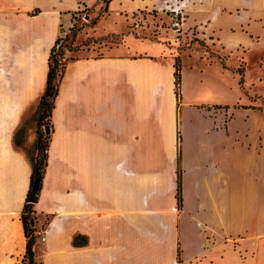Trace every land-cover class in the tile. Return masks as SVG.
<instances>
[{"label":"crops","instance_id":"crops-1","mask_svg":"<svg viewBox=\"0 0 264 264\" xmlns=\"http://www.w3.org/2000/svg\"><path fill=\"white\" fill-rule=\"evenodd\" d=\"M92 1L0 0V264L26 251L20 218L32 165L21 144L34 139L26 122L45 92L51 49ZM148 1L158 0H128V7ZM125 3L112 0L109 12L126 16ZM150 40L132 33L128 44L105 46L101 55L91 49L66 65L35 205L38 259L264 264V175L241 166L259 153L243 139L233 144L226 108L217 113L187 95L184 68L178 100L176 58Z\"/></svg>","mask_w":264,"mask_h":264},{"label":"rangeland","instance_id":"rangeland-1","mask_svg":"<svg viewBox=\"0 0 264 264\" xmlns=\"http://www.w3.org/2000/svg\"><path fill=\"white\" fill-rule=\"evenodd\" d=\"M180 2L148 1L132 10L126 0L121 8L122 14L128 11L126 16H121L116 7L108 15L99 16L101 0L90 2V7L81 6L73 15L74 31L62 37L65 55L76 59L91 49L101 55L105 46L128 44L127 36L132 33L151 39L147 44L153 47L164 43L166 56L176 58L181 71L185 69L187 95L195 97L196 103L214 106L217 113L226 108L230 112L227 119L228 114L233 119V144L237 138L243 139L249 152L259 153V158L243 157V170L264 175V0H187L182 5L185 12L181 28L175 30L171 14L162 9ZM98 16L97 25L90 28ZM34 116L26 122V127L35 128L34 139L21 144L33 157ZM43 130L47 133L49 127ZM17 141L22 143L23 135L17 136ZM15 264H23L22 259Z\"/></svg>","mask_w":264,"mask_h":264},{"label":"trees","instance_id":"trees-1","mask_svg":"<svg viewBox=\"0 0 264 264\" xmlns=\"http://www.w3.org/2000/svg\"><path fill=\"white\" fill-rule=\"evenodd\" d=\"M112 0H101V7L99 11V16H105L109 14V7ZM74 15V14H73ZM99 16L95 17L89 24L90 28H94L97 25ZM74 31L70 28L69 32ZM68 37V34L66 35ZM63 38L59 37L51 49L49 59H48V74L46 81L45 92L43 93L38 107L35 111L36 120V139L34 145V151L36 155L31 156L28 153L27 156L32 165V174L30 177L29 190L25 199L24 207L21 213V223L24 230V235L26 238V251L23 256V264H43L42 261L38 259L35 252V245L40 238V230L38 229V219L36 216L35 205L39 200L41 190L43 188V182L48 166L49 158V147L52 133V112L55 108L56 98L59 94V88L61 81L64 76L66 65L70 61L76 60L75 58H68L65 55V47L62 45ZM175 86H176V96L178 100L181 98V84L182 75L180 63L177 60L175 64ZM49 127V131L46 133L43 127ZM20 132V130H19ZM18 132V133H19ZM17 133V134H18ZM15 144L20 145L15 139ZM181 171H178V185H177V198L178 204L181 205ZM47 221L45 222V224ZM78 237L75 239V245H79Z\"/></svg>","mask_w":264,"mask_h":264},{"label":"built area","instance_id":"built-area-1","mask_svg":"<svg viewBox=\"0 0 264 264\" xmlns=\"http://www.w3.org/2000/svg\"><path fill=\"white\" fill-rule=\"evenodd\" d=\"M171 1V0H170ZM176 2L178 0H175ZM187 0H181V2L178 5L175 4H169L166 5L165 8L162 9V11H166L165 13L171 14V23L175 30H179L181 28L182 24V14L185 12L183 8V3Z\"/></svg>","mask_w":264,"mask_h":264},{"label":"bare ground","instance_id":"bare-ground-1","mask_svg":"<svg viewBox=\"0 0 264 264\" xmlns=\"http://www.w3.org/2000/svg\"><path fill=\"white\" fill-rule=\"evenodd\" d=\"M38 63V62H37ZM40 65V67H39V73H38V80H39V87H41V84H42V79H43V64L42 63H39ZM42 64V65H41ZM37 67H38V65H37ZM45 68V67H44ZM45 71V70H44Z\"/></svg>","mask_w":264,"mask_h":264}]
</instances>
